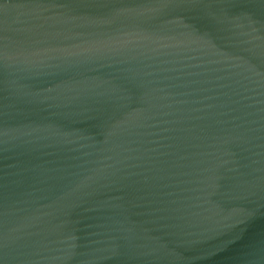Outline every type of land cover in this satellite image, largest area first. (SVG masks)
Returning <instances> with one entry per match:
<instances>
[{
	"label": "water",
	"instance_id": "95a60500",
	"mask_svg": "<svg viewBox=\"0 0 264 264\" xmlns=\"http://www.w3.org/2000/svg\"><path fill=\"white\" fill-rule=\"evenodd\" d=\"M0 264H264V0H0Z\"/></svg>",
	"mask_w": 264,
	"mask_h": 264
}]
</instances>
